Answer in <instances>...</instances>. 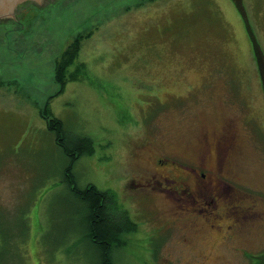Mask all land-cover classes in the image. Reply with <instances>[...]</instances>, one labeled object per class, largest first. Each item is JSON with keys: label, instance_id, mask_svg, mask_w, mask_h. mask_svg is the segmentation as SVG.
<instances>
[{"label": "rangeland", "instance_id": "374dc122", "mask_svg": "<svg viewBox=\"0 0 264 264\" xmlns=\"http://www.w3.org/2000/svg\"><path fill=\"white\" fill-rule=\"evenodd\" d=\"M90 31L52 96L56 61ZM47 102L69 139L93 140L77 184L109 189L136 223L117 264H245L264 250V0H45L0 16V264H100ZM222 132L236 142L234 203L258 213L229 234L233 202L178 215L145 181L158 154L192 157Z\"/></svg>", "mask_w": 264, "mask_h": 264}, {"label": "flooded vegetation", "instance_id": "af4514ba", "mask_svg": "<svg viewBox=\"0 0 264 264\" xmlns=\"http://www.w3.org/2000/svg\"><path fill=\"white\" fill-rule=\"evenodd\" d=\"M235 148L234 137L228 136L226 132L212 136L204 134L198 152L192 157L158 154L156 162L161 167L155 169L145 181L149 183L148 185L153 183L154 185L150 187L154 190L160 188L177 200L180 206L177 210L178 215L194 216L197 213L190 210L191 205L199 204V211H203L216 206L218 200L223 197L234 203L239 200L241 194L230 184L236 181L230 167V159ZM257 214L253 204L244 208L243 205L234 203L230 207L232 221L228 224L226 233L244 227L252 219L257 218ZM216 229L220 230L219 227ZM250 254L257 259L256 262L249 260ZM243 256L245 264H264V250L258 253L244 250Z\"/></svg>", "mask_w": 264, "mask_h": 264}, {"label": "trees", "instance_id": "16d2710c", "mask_svg": "<svg viewBox=\"0 0 264 264\" xmlns=\"http://www.w3.org/2000/svg\"><path fill=\"white\" fill-rule=\"evenodd\" d=\"M89 34L91 31L87 35L78 33L60 59L56 61L55 80L60 84V88L52 96L64 90L68 80V67L77 58L83 38ZM258 50L262 53L258 42L255 41L253 52L257 62L261 59ZM48 102L41 110L42 116L46 119L47 127L55 132L57 143L70 157V162L65 170V179L72 192L83 200L88 208L86 237L99 250L100 264H117L114 252L127 242L124 234L135 230L136 223L131 220L125 210H120V213L116 212L117 210L113 206L115 198L109 189H101L95 183H88L85 187H80L77 184L73 163L83 153L94 151L93 140L87 135H80L75 140L69 139L65 132L63 119L52 114Z\"/></svg>", "mask_w": 264, "mask_h": 264}, {"label": "water", "instance_id": "95a60500", "mask_svg": "<svg viewBox=\"0 0 264 264\" xmlns=\"http://www.w3.org/2000/svg\"><path fill=\"white\" fill-rule=\"evenodd\" d=\"M31 1H39L44 5L45 0H0V16L13 15L14 9L26 10Z\"/></svg>", "mask_w": 264, "mask_h": 264}]
</instances>
